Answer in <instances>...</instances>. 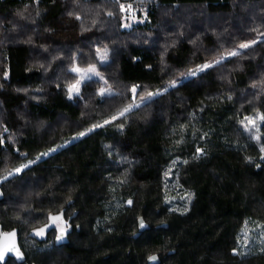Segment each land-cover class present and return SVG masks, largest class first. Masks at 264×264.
<instances>
[{
  "label": "trees",
  "instance_id": "16d2710c",
  "mask_svg": "<svg viewBox=\"0 0 264 264\" xmlns=\"http://www.w3.org/2000/svg\"><path fill=\"white\" fill-rule=\"evenodd\" d=\"M133 1L147 20L126 28L118 0H0V231L18 229L25 254L4 264H264V122L240 124L264 113V0ZM92 63L119 95L92 79L69 99L70 69ZM172 80L72 139L131 103V86L139 103ZM61 210L76 212L67 243L32 237Z\"/></svg>",
  "mask_w": 264,
  "mask_h": 264
},
{
  "label": "snow or ice",
  "instance_id": "6c2138e0",
  "mask_svg": "<svg viewBox=\"0 0 264 264\" xmlns=\"http://www.w3.org/2000/svg\"><path fill=\"white\" fill-rule=\"evenodd\" d=\"M119 7H120V10L122 12L131 13L130 18L132 20L136 19L134 8H133V5L131 3H129V4L120 3ZM69 15H72V13H69ZM108 15L111 16L112 13L109 12ZM79 18L80 17L77 16V19H79ZM124 26L129 27L130 25L125 24ZM261 35L264 36V34H261ZM258 39H253V40H249L247 42L240 43L237 46V48H235L231 51L223 52L214 61L202 64V65H198L195 69H189L187 71V73H182L181 76L185 77V78L189 77V76L194 77V76L198 75V73H200V72H202L208 68H211L214 65H218L230 57L239 56L240 55V51H239L240 49L250 48L251 46L257 44ZM95 53H96L97 59L99 60V62L101 64L107 63V61H108V48H107V46H104L103 48L97 47L95 50ZM70 71L73 73H76L78 78L75 80V82L67 85V93H68L69 99H72L74 94L78 95L80 93V86H81V83L83 81L92 80L94 77L98 78V80L100 82H102V86L97 90V93H96L97 95H99L101 97L119 95V93L113 92L112 87L110 85H108L107 79L104 77V75L101 72L98 71L97 66L94 63L88 64V66L86 68H81V67L74 65L70 69ZM5 75H7V73H5ZM177 84H178L177 80H172L163 89H157L155 92L146 91L143 95H140L139 103H137V101H136V95H137V89L140 86L139 85L131 86V88H130V91L132 93V102L131 103H128L126 106L118 109L114 115L110 116V118H108V119H105L103 121V124H99V123L93 124L91 127L85 129L84 131L76 133V135L72 139H77V138L83 137L86 134L92 132L96 128L103 127L104 125H107L113 121H116L120 117H125L126 114L131 112L134 108H139L140 105L143 104L144 102L151 100V98H153L155 96L162 95L164 92H167L169 88L176 87ZM253 86H255V85H253ZM229 99H231V97H229ZM258 122H264V113H257V115L255 117L246 116L243 120L240 121V124L244 127V129L246 131L251 132L254 129L256 133H259L260 127H259ZM120 127L123 128V125H120ZM5 131H6V129H5ZM252 138L259 141L261 137H260V135L257 134V135H254ZM70 142L71 141H67L66 143H70ZM0 143H3L2 139H0ZM177 143H179V141H177ZM61 147H64V145H57L56 148L49 149L48 152L42 153L41 155L46 156L51 152L57 151V149L61 148ZM260 152L264 153V145H261ZM196 153H197V155L204 154L203 149H200V148L196 149ZM39 158L40 157L38 156L37 160ZM246 159L251 161L250 157L246 158ZM261 159L264 160V155H262ZM33 163H35V161H28L27 164H20L18 167H15L11 171H8L7 175L4 176L2 179H7L8 177L12 176L14 173L18 174V173L22 172L24 169L28 168L29 165H31ZM174 163H175V161L173 162V164ZM185 163H187V161H185ZM257 167H260V165H257ZM170 171H171V169H169L168 171L165 172V174H164L165 177H167L169 175ZM184 198L191 200L192 195L189 193H186L185 197H181V199H184ZM166 200H167V198H166ZM128 203L131 204L132 201L129 200ZM185 211H187V209H185ZM139 223H140L141 228L146 227L142 218L140 219ZM69 227H70V225L63 218L62 212L59 214H55V215L49 213L47 216V223H44L42 227L34 228L33 233L36 236L43 237L46 234L48 229L54 228L58 232V234L56 236V240L59 241L64 237V235L66 234ZM261 227H264V225H262ZM10 250L16 251L17 255L22 258V253L19 252V250L16 246V232H15V230H13L11 232L0 231V259L3 258V254L5 252L10 251ZM262 250H264V249H262ZM233 253L238 254L237 249H233ZM148 259L150 261H156L157 257L156 256H149Z\"/></svg>",
  "mask_w": 264,
  "mask_h": 264
},
{
  "label": "water",
  "instance_id": "95a60500",
  "mask_svg": "<svg viewBox=\"0 0 264 264\" xmlns=\"http://www.w3.org/2000/svg\"><path fill=\"white\" fill-rule=\"evenodd\" d=\"M1 196H2V195H1ZM61 212L63 213V218H65V212H64V210H61L59 213H61ZM59 213H56V214H59ZM54 215H55V214H54ZM75 216H76V212H75L73 215L70 216L69 220H72ZM140 219H141V218H140ZM139 221H140V220H139ZM143 221H144V220H143ZM144 223H145V222H144ZM145 225H146V227L141 228V227H140V223H139L140 231H145L146 229L149 228V226H148L146 223H145ZM41 227H42V226H41ZM51 229H52V228L48 229L47 232H46V234H47ZM13 230H15V232H16V246H17L19 252L22 253V258H21L20 256L17 255V252H16V251H11V250H10V251H7V252H5V253L3 254V258L0 259V263H1V264L6 263L8 257L15 258L18 262H23V261L25 260V254H24V252H23V250H22V248H21V246H20V243H19V235H18L19 231H18V229H13ZM13 230H10V231H3V230L1 229L2 232H11V231H13ZM139 235H140V232L136 233L135 237H138ZM32 237H34V238H38V236L34 235L33 232H32ZM153 256H156V257H157V260H156V261H150V260H149V264H156V263L158 262V256H157V255H153Z\"/></svg>",
  "mask_w": 264,
  "mask_h": 264
},
{
  "label": "rangeland",
  "instance_id": "374dc122",
  "mask_svg": "<svg viewBox=\"0 0 264 264\" xmlns=\"http://www.w3.org/2000/svg\"><path fill=\"white\" fill-rule=\"evenodd\" d=\"M124 2V1H132V0H121V2ZM139 1H145V2H147V4H149V0H139ZM122 2V3H123ZM122 12V11H121ZM147 19H145V16L144 17H141V16H136V19L135 20H132L130 17H125L124 16V25L125 24H128V25H130L129 27H132V26H134V25H136L137 23H142V22H145ZM129 27H126V28H129ZM239 51H241V50H239ZM108 53H109V51H108ZM108 61H109V56H108ZM107 61V62H108ZM75 66H78V67H81V68H86L87 66H80V65H78V64H75ZM97 66V65H96ZM97 69H98V66H97ZM98 71H99V69H98ZM100 72V71H99ZM93 79H96V80H98V78H93ZM86 81V80H85ZM85 81H83L82 83H81V86H80V93L78 94V95H76V94H74L73 95V97H72V99H74V98H76V97H79L80 95H81V87H82V84L85 82ZM112 90H113V88H112ZM113 92H114V90H113ZM51 153H53V152H51ZM51 153H49L48 155H43L42 157H40L39 159H42V158H46L47 156H49ZM38 159V160H39ZM38 160H35V162L36 161H38Z\"/></svg>",
  "mask_w": 264,
  "mask_h": 264
},
{
  "label": "flooded vegetation",
  "instance_id": "af4514ba",
  "mask_svg": "<svg viewBox=\"0 0 264 264\" xmlns=\"http://www.w3.org/2000/svg\"><path fill=\"white\" fill-rule=\"evenodd\" d=\"M69 218H70V216L64 218V219L68 222V224L70 225V227L68 228L66 234L64 235V237H63L61 240H59V241L56 240V236H57L58 232H57L54 228H52V229H51L47 234H45L43 237L38 236V238H39L40 240H43V241H48L49 239H51V236H52L53 233H54L53 239H54V242H55L56 244L63 245V244H65V243H67V242H68V235L72 232V220H69ZM8 258H10V257H8ZM8 258H7V260H8Z\"/></svg>",
  "mask_w": 264,
  "mask_h": 264
},
{
  "label": "built area",
  "instance_id": "2783aa9c",
  "mask_svg": "<svg viewBox=\"0 0 264 264\" xmlns=\"http://www.w3.org/2000/svg\"><path fill=\"white\" fill-rule=\"evenodd\" d=\"M120 3H122L121 2V0H118ZM124 4H129V3H131L132 5H133V8H134V12H135V14H137V12H138V10H139V8H140V6L141 5H143L142 3H140V2H136V1H124L123 2ZM123 14H124V16L125 17H130L131 16V13H128V12H123Z\"/></svg>",
  "mask_w": 264,
  "mask_h": 264
}]
</instances>
